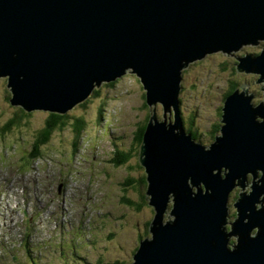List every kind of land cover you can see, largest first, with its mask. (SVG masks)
<instances>
[{"label": "water", "instance_id": "95a60500", "mask_svg": "<svg viewBox=\"0 0 264 264\" xmlns=\"http://www.w3.org/2000/svg\"><path fill=\"white\" fill-rule=\"evenodd\" d=\"M261 42L264 0H0V79L13 106L67 115L127 73L146 90L139 163L155 215L130 264H264V101L240 85L205 146L186 131L180 99L191 65ZM236 60L264 92V47Z\"/></svg>", "mask_w": 264, "mask_h": 264}, {"label": "rangeland", "instance_id": "374dc122", "mask_svg": "<svg viewBox=\"0 0 264 264\" xmlns=\"http://www.w3.org/2000/svg\"><path fill=\"white\" fill-rule=\"evenodd\" d=\"M263 47L261 42L234 56L209 55L184 71L181 115L186 131L198 133L196 141L210 146L221 135L222 109L233 86L248 83L254 102L264 101L259 76L235 69L237 57L260 54ZM10 98L7 79H0V264L134 262L140 241L151 236L155 215L146 197L147 182H141L146 174L139 163L137 133L150 108L140 78L127 73L105 82L69 111L64 127L43 145L37 140L52 113L15 107ZM157 113L164 118L160 104ZM78 120L84 121L80 139ZM36 150L38 160L32 157ZM118 151L130 159L119 164ZM241 189L230 196V222Z\"/></svg>", "mask_w": 264, "mask_h": 264}, {"label": "trees", "instance_id": "16d2710c", "mask_svg": "<svg viewBox=\"0 0 264 264\" xmlns=\"http://www.w3.org/2000/svg\"><path fill=\"white\" fill-rule=\"evenodd\" d=\"M238 88V86L232 87L231 92L235 91ZM97 92V91H96ZM68 117V115H57V114H51L50 117L48 118V121L45 125V127L42 129V133L40 134V137H38V144L43 145L47 141H49L51 135L59 128H63L64 125L67 123L65 120ZM14 121V120H12ZM148 121V120H147ZM145 124H143L140 127L139 132L137 133V137L139 140V143L142 142L143 139V133L145 131ZM75 131L77 132V135L79 139L82 137V133L84 131V121L83 120H78L77 123L75 124ZM188 132L193 135V137L198 140L199 136L198 133L195 132L193 129H188ZM118 156H120V160L118 161L119 164L126 163L130 159V154L129 153H122V151H118ZM32 157L35 160H38L41 158V153L37 150L33 153ZM141 182H146V177L142 179ZM31 258H33V255H31Z\"/></svg>", "mask_w": 264, "mask_h": 264}, {"label": "bare ground", "instance_id": "6f19581e", "mask_svg": "<svg viewBox=\"0 0 264 264\" xmlns=\"http://www.w3.org/2000/svg\"><path fill=\"white\" fill-rule=\"evenodd\" d=\"M150 226V225H149ZM150 231V230H149ZM151 234V233H150ZM152 237V234H151V236L150 237H147V238H151ZM146 239V238H145ZM144 240V239H143ZM143 240H141V241H143ZM141 241H140V243H141ZM139 248H140V246H139ZM139 250V249H138ZM20 257H21V254H20ZM29 259H31V258H29ZM29 259H28V262H29ZM19 263H21L22 264V260H19L18 261V263L17 264H19Z\"/></svg>", "mask_w": 264, "mask_h": 264}, {"label": "flooded vegetation", "instance_id": "af4514ba", "mask_svg": "<svg viewBox=\"0 0 264 264\" xmlns=\"http://www.w3.org/2000/svg\"><path fill=\"white\" fill-rule=\"evenodd\" d=\"M236 86V85H235ZM234 87V86H233ZM261 88V87H260ZM255 104H259V103H255ZM238 198V195L236 196V198L235 199H237Z\"/></svg>", "mask_w": 264, "mask_h": 264}, {"label": "clouds", "instance_id": "9594fccd", "mask_svg": "<svg viewBox=\"0 0 264 264\" xmlns=\"http://www.w3.org/2000/svg\"><path fill=\"white\" fill-rule=\"evenodd\" d=\"M239 87V86H238Z\"/></svg>", "mask_w": 264, "mask_h": 264}]
</instances>
